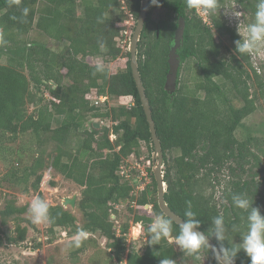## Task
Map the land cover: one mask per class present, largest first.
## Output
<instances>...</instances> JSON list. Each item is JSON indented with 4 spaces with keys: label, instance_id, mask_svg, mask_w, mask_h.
I'll use <instances>...</instances> for the list:
<instances>
[{
    "label": "trees",
    "instance_id": "trees-1",
    "mask_svg": "<svg viewBox=\"0 0 264 264\" xmlns=\"http://www.w3.org/2000/svg\"><path fill=\"white\" fill-rule=\"evenodd\" d=\"M229 1L249 12V20L243 26L253 21L256 0H220L221 7ZM124 7L132 11L137 23L141 0H21L19 6H9V0H0V58L7 59L0 62V157L7 160L13 157L2 182L13 187L25 184L22 191L33 190L43 200L41 185L50 170L78 183L82 191L77 210L82 217L62 204H49V231L63 227L72 234L80 229L100 232L111 250L113 264L125 260L127 264H159L163 258L172 264H202L198 256L201 252L208 255L210 264H215L209 247L187 254L168 240H162L161 245L146 244L143 252L135 248L127 251L126 235L131 221L142 222L147 243L146 229L151 218L164 213L158 203L151 167V183L139 195L119 173L127 157L132 153L140 156L141 141L154 151L131 68V53L117 43L127 26ZM158 7L167 8L176 17L154 20L153 11ZM24 8L29 9L27 16L23 15ZM208 15L210 24L199 12L188 9L185 0H160L159 6L149 2L138 62L163 149L166 202L184 219L190 203L201 222L200 228L209 236L212 218L223 215L226 238L235 246L240 242V232L245 230L247 214L234 207L232 195H246L264 215V176L261 181L256 179L263 168L252 171L253 166L260 165L261 155L264 156L263 138L240 139L235 134L243 120L256 110L257 101L264 98V77L251 58L236 52L229 58L217 59L220 43L215 41V30L229 34L233 41L241 37L219 11ZM35 29L41 40L26 38ZM178 29L182 30L180 44L174 39ZM48 38L56 44L65 42L63 48L54 49L48 45ZM99 56L107 63L125 57L127 65L115 72L94 75L97 62L93 59ZM188 59L193 62L190 70L193 83L182 84L180 72ZM175 85L178 87L173 90ZM93 88L113 99L131 96L135 104L131 108L111 107L108 102L93 106L88 96ZM45 90L59 102L47 99ZM58 117H62L60 123L54 126ZM109 117L116 122L112 126L94 125V119ZM111 131L118 134L116 141L110 139ZM24 136L34 150L30 153L31 162L20 166L18 160L26 155L12 148L11 143ZM254 149L260 150V154ZM174 150L179 154L170 155ZM224 168L237 178L224 188V202L218 204L213 173ZM236 168L241 174L235 172ZM122 201H130L127 209L131 218L116 224L111 214L117 213L115 205ZM146 204L152 207L145 208ZM136 205L140 208L134 209ZM27 210L28 206L19 205L16 197L6 199L0 209V225H7L10 219L16 221L15 234L7 238L9 243L27 239L28 226L22 222L31 220L21 216ZM166 218L172 221L170 236L176 237L179 224ZM115 226L120 227V235ZM228 241L225 246H229ZM40 246L38 243L34 247ZM234 261L250 264V257L241 250Z\"/></svg>",
    "mask_w": 264,
    "mask_h": 264
},
{
    "label": "rangeland",
    "instance_id": "rangeland-1",
    "mask_svg": "<svg viewBox=\"0 0 264 264\" xmlns=\"http://www.w3.org/2000/svg\"><path fill=\"white\" fill-rule=\"evenodd\" d=\"M230 3V4H229ZM232 4V7H236L239 9L244 8L241 6L234 5V1H229L227 4H225L222 7H230ZM79 13L82 12V8H78ZM244 21L243 23L249 20V12L247 10H244ZM221 14H223V9H221ZM116 16L117 13H114ZM170 19H174L176 17V14L174 13H168L167 8L164 7H158L154 9L153 11V18L154 20H161L163 18L168 17ZM230 23V25L234 28H237V21L235 18H230L228 16H225ZM224 17V18H225ZM128 18V16H125V19ZM132 22H135L133 25L128 24L124 29L129 30V35L127 36L125 33L122 35V31L119 34L120 39L117 40V43H122V40H128L129 38H132V34L135 30L136 26V18L134 16V19ZM239 22V21H238ZM208 24V23H207ZM210 24V23H209ZM123 29V30H124ZM215 41L217 43H220V54L217 59L221 58H229L231 53H234V42L233 40L230 39L229 34H220L218 31L215 30ZM26 38L28 39H38L41 40L38 37V31L32 30L31 34L28 35ZM48 45L50 44L54 49L56 50H61L64 46L65 42L62 43H54L53 39H49L47 41ZM126 44V45H127ZM217 57V56H216ZM213 58H215L213 56ZM254 65L256 66L257 70L259 69V73L264 77V53H261L260 55H257L254 59L251 58ZM6 56L0 58V62H6ZM127 58H117L116 60H112L109 63L104 61V58L102 56H99L97 59L94 58L93 62H101L106 65H108L111 68L112 72L117 71L121 67H125L127 65ZM191 67H190V64ZM192 60L186 61L183 63V66L181 68L180 72V80L181 83L183 84L184 82H192L193 80H190V70L192 69ZM220 82H222V79H219ZM218 80V81H219ZM173 82V81H172ZM172 84V83H171ZM190 84V83H189ZM178 86L175 85L173 90H176ZM92 95L90 94L89 96L92 99ZM45 96L46 98H50L51 94L48 90H45ZM113 98V97H112ZM111 98V99H112ZM113 102L117 104L116 98L115 100L113 99ZM239 105L241 104L240 101L237 102ZM108 105V104H107ZM112 105V104H111ZM113 106V105H112ZM111 106V107H112ZM110 108V106H108ZM33 106H30V110H33ZM62 117H58L55 122L54 126H57L60 123ZM105 123H107L110 126L113 125L111 118L109 117ZM107 125V126H108ZM88 126V123H87ZM83 132V130H81ZM80 131V132H81ZM81 135V133H79ZM236 136L240 139H245L248 136H256L259 138H263L264 141V98H261L260 100L257 101V108L256 110L250 114L248 117H246L243 120L242 125L237 129L235 132ZM118 138V134H116ZM116 136L113 137V141H116L117 138ZM71 138V137H70ZM76 137H72V140L75 141ZM73 141V142H74ZM262 141V142H263ZM71 142V141H70ZM69 142V143H70ZM12 148L14 149H19L23 154L26 156L21 160L19 159L20 166H24L25 164H29L31 162V152L34 150L30 146V142L28 141V137H20L15 143H11ZM54 145V142L53 144ZM49 147V143L47 144ZM143 146V147H142ZM52 148V147H49ZM73 148H77L76 145L73 146ZM141 154L140 158L144 157V163L147 160H150L149 157L151 158L150 162L152 161V165L150 168V171L154 169L155 163L153 162V151L151 150L150 147L146 144V142L141 141L140 142V147H139ZM52 150V149H51ZM255 152H258L257 149H254ZM260 152V150H259ZM258 152V153H259ZM179 154L178 150H174L173 154H170L172 156H176ZM260 154V153H259ZM169 155V156H170ZM137 157V156H136ZM138 157V158H139ZM171 157V156H170ZM11 160L3 159L0 157V191L3 192L2 195L0 196V209L3 208L6 199L9 198H15L17 199V203L19 205H27L29 208L30 203L32 202L33 199L37 198V194L31 190L29 193H25L22 191V189H25L26 185L23 184L20 187H13L10 186L7 182H2V177L6 173L7 169L11 166L12 159L13 157L10 156ZM130 164H134L136 160L133 157H128L126 158ZM124 162L123 164H125ZM144 166V165H143ZM166 164L164 165V172H165ZM260 168H263L262 172H259L258 175L256 176V179L258 181H261L262 177L264 176V156L261 155V161L260 165L253 166L252 171H259L261 170ZM239 169L236 168V173H239ZM149 169L147 166V178L143 177L146 182L142 184V186L147 185L149 187L151 183V177L149 175ZM53 177H52V174ZM213 182L215 183V200L217 201L218 204L224 202V197H223V190L224 188L229 184V182L233 178H237L234 175H232L229 172V169L224 168L219 172L213 173ZM246 175V174H245ZM244 175V177H245ZM56 182V184L51 183ZM146 187V188H147ZM153 186H151L152 188ZM167 188V184H166ZM41 189L44 192L45 195V201H47L49 204L52 205H57V204H63L64 200L66 197H72L73 195H77V202L78 199L81 196V191L82 187L72 181L67 179L64 175L61 173H53L50 171L47 172L45 175V178L43 180V183L41 185ZM134 190L136 192L135 195L139 194V189H137L134 186ZM77 202L76 206L72 207L70 205H64L66 208H70L76 212V214L79 217H82L81 213L78 212L77 210ZM129 202H121L119 205H115L117 210V213H114L115 216H111V218L114 219V222L116 224H121L122 222L128 221L130 217V212L129 209H127ZM133 205V204H132ZM134 209L140 208L139 205H136V207L133 206ZM133 214V213H132ZM24 218H29L31 220V214L27 210L24 214L21 215ZM118 223H117V221ZM32 222V220H31ZM28 221H23L22 224L24 226H28V233H27V239L23 242H20L18 244L16 243H9L7 238L9 235L15 234V226H16V221L13 219L8 220L7 225H0V264H113L114 261L110 260V251L108 247L106 246V238L103 237L100 232H86L87 233V239L83 240L81 245L79 247H76L72 244V241L75 238L76 234L69 233L66 229L63 227H57L54 229V232L49 231V221L40 223V224H34ZM139 223V224H138ZM132 222L129 228V231L127 233V243L129 245L130 249L135 248L137 251L143 252L146 247V238L143 235V224L142 222ZM1 224V223H0ZM137 228H140V232L138 235L137 233ZM121 230L120 227L116 228V233ZM121 234V233H120ZM118 234V235H120ZM175 237L170 236L169 239L174 240ZM38 243H41V246L39 248H35L34 246ZM202 264H210L208 255L201 252L199 255ZM189 264H194L189 263Z\"/></svg>",
    "mask_w": 264,
    "mask_h": 264
},
{
    "label": "clouds",
    "instance_id": "clouds-1",
    "mask_svg": "<svg viewBox=\"0 0 264 264\" xmlns=\"http://www.w3.org/2000/svg\"><path fill=\"white\" fill-rule=\"evenodd\" d=\"M185 2L188 9L195 10L197 12H199L200 10H204L210 15H215L217 11L221 13V9H223V14L225 16L238 20L239 22H236L238 24L237 34L241 38L237 39L234 43L235 52L238 53L240 56H246L248 58L254 59L257 55L264 53V0H256L254 19L251 23H248L244 26V10L239 9V7H221L220 0H185ZM20 3L21 0H9V6H12L13 4L19 6ZM159 3L160 0H150V5L159 6ZM124 9H126V13L127 11H130L125 7ZM28 12V8L23 9L24 16H27ZM127 19L128 18H126V20ZM131 36H133V34ZM131 39L129 40V46ZM129 46L127 47L128 49ZM110 71L111 68L109 66L97 61L93 74L95 75L96 73H106ZM95 89L98 90V88H93L92 91L88 94V96L90 94H93ZM53 98L56 97L51 95L50 99L59 102V99L56 98L57 100H55ZM89 99H91L90 96ZM118 99L119 98H116V101ZM112 105L122 106V104H115V102H113ZM107 119H94L93 122H99L101 124V127L102 125L107 126L108 124L105 123ZM102 121H104V123ZM111 121L113 124L116 123L112 119ZM112 133L116 135V133H114L113 131H111L110 135ZM115 138H117V136ZM132 154H134L133 158L140 159L141 161L143 160L144 162V157L138 158L136 157L135 153ZM132 154L130 155V157H132ZM126 161L127 159H125V162ZM232 203L234 207L243 210L247 214L245 230L240 232V242H238V244H236L235 246H233L231 242L228 241L226 238L225 218L223 215H217L212 218V236H206L203 232L198 231L201 222L200 220L196 219L195 213L191 210L190 203L188 204V207L186 208L184 213L186 219L178 221L180 231L179 234L174 238V240L169 239L172 232V221L166 218L164 214H156L151 218V222L147 226L146 231L148 239L146 244L150 246L161 245L162 240H168L169 243H175V245L179 247V249L186 252L187 254H196L202 247H209L211 249L212 258L215 260V264H234L235 257L241 250H243L246 255L250 257V264H264V215L261 214L260 208L253 206V202L250 201L244 194H233ZM146 205H149V207L147 208L152 207L151 204ZM49 208L50 205L47 201L40 198L33 199L28 208V211L31 214L32 223L40 224L48 222ZM210 238H214L218 242V246L210 244ZM85 239H87V233L85 230L80 229L76 233L72 244L76 247H79L82 241ZM225 241H228L229 246H225ZM130 250L131 249L129 248V251ZM159 264H172V261L167 258H163L159 261Z\"/></svg>",
    "mask_w": 264,
    "mask_h": 264
},
{
    "label": "water",
    "instance_id": "water-1",
    "mask_svg": "<svg viewBox=\"0 0 264 264\" xmlns=\"http://www.w3.org/2000/svg\"><path fill=\"white\" fill-rule=\"evenodd\" d=\"M149 2L150 0H141L140 13H139L136 27L133 32V36H132L130 46H129V51L131 53L130 61H131V68H132L133 76H134L136 85L139 90L141 102H142V105H143V108H144V111H145V114H146V117L149 123L151 137H152V141L154 145V151H153L152 158H153V162L155 163L153 172H154L155 180L157 183L158 203L163 213L167 217L171 218L174 222L179 224L178 221L183 220L184 218L181 217L179 214H177L168 205L165 199V192L167 188H166V182L164 180V172H163V168L165 165L164 154H163V149L161 145V140L157 134V128H156L155 120L153 118V111H152L151 103H150L149 97L146 92L145 85L141 77V72L139 69V62H138L139 41H140L141 34H142V31H143V28H144V25L147 19ZM94 125L98 128L101 127V124L99 122H94ZM76 202H77V195L75 194L72 197H66L63 204L75 207ZM198 231L203 232L206 236L208 235L201 228H199ZM209 242L212 245H217L212 238H210ZM234 264H238V263L234 261Z\"/></svg>",
    "mask_w": 264,
    "mask_h": 264
},
{
    "label": "built area",
    "instance_id": "built-area-1",
    "mask_svg": "<svg viewBox=\"0 0 264 264\" xmlns=\"http://www.w3.org/2000/svg\"><path fill=\"white\" fill-rule=\"evenodd\" d=\"M199 13L204 17V20L207 23H210L209 15L207 12H205L204 10H200ZM127 14L129 15V17L126 20V24L127 25L128 24L133 25L134 24V22H132V20L134 19L133 13L130 11H127ZM123 33H125L128 36L129 30L125 29L122 31V35H123ZM118 39H120V37H118ZM129 40H130V38H129ZM129 40H128V45H126L127 40H125V41L122 40V43H118V44L121 46H124V47H128L129 46ZM53 99L57 100L56 98H53ZM117 101H118L117 102L118 104L126 105L129 108H131L134 105V100H133V97H131V96H120ZM106 102H108L107 104L110 106H111V104H113V100L111 99V97L108 94H99L98 90L95 89L93 92V95H92V104L98 107L102 104L103 105L106 104ZM102 122L104 123V121H102ZM114 136H116V135L112 133L110 135V138L113 140ZM132 157H134V154H132ZM135 160H136V162H134V164H130L128 162V160L126 161L125 164H122L120 167L119 173L121 176L126 177V179H128L131 182V185L133 186V192H136L134 190V186H135L137 189H139V194H141L147 187V185L142 186V184L144 182H146L143 177L147 178V175H146L147 174V166L149 169V167L151 166V162H150V160H147L145 163L143 162V160L141 161L140 159H135ZM134 179H135V181H134ZM144 207L147 208V207H149V205H144ZM112 216L114 217L115 214L112 213ZM117 223H118V221H117ZM120 233H121V230L118 231V234H120ZM127 246H128V251H129V245L127 244ZM122 264H127V260L123 261Z\"/></svg>",
    "mask_w": 264,
    "mask_h": 264
},
{
    "label": "flooded vegetation",
    "instance_id": "flooded-vegetation-1",
    "mask_svg": "<svg viewBox=\"0 0 264 264\" xmlns=\"http://www.w3.org/2000/svg\"><path fill=\"white\" fill-rule=\"evenodd\" d=\"M176 41H178L179 42V44L181 43V40H182V30L180 29H178V32H176V36H175V38H174Z\"/></svg>",
    "mask_w": 264,
    "mask_h": 264
},
{
    "label": "bare ground",
    "instance_id": "bare-ground-1",
    "mask_svg": "<svg viewBox=\"0 0 264 264\" xmlns=\"http://www.w3.org/2000/svg\"><path fill=\"white\" fill-rule=\"evenodd\" d=\"M140 228H137V233H135L136 235H138L139 234V232H140V230H139Z\"/></svg>",
    "mask_w": 264,
    "mask_h": 264
}]
</instances>
